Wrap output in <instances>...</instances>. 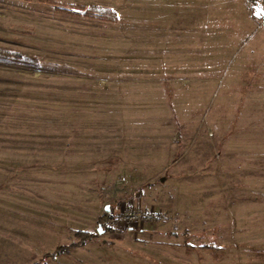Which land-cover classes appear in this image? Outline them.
Instances as JSON below:
<instances>
[{
  "label": "rangeland",
  "instance_id": "rangeland-1",
  "mask_svg": "<svg viewBox=\"0 0 264 264\" xmlns=\"http://www.w3.org/2000/svg\"><path fill=\"white\" fill-rule=\"evenodd\" d=\"M49 1L118 17L0 0V264H264V0Z\"/></svg>",
  "mask_w": 264,
  "mask_h": 264
},
{
  "label": "trees",
  "instance_id": "trees-1",
  "mask_svg": "<svg viewBox=\"0 0 264 264\" xmlns=\"http://www.w3.org/2000/svg\"><path fill=\"white\" fill-rule=\"evenodd\" d=\"M46 3L52 4L55 8H57L60 11L64 12H73V13H80L82 15H85L86 17L96 18L100 20H107V21H116L117 20V13L114 10L107 9V8H100L98 6H90V7H84L79 5H73V4H63L58 3L54 1L45 0ZM0 62H6V63H15L18 65H25V66H38V58L37 57H30L27 54L14 51L8 48H2L0 47ZM77 237L82 239V241L86 240L87 238L91 237L92 235L89 233L84 232H77ZM81 241V243H82ZM75 245V244H71ZM70 245L66 246H60L57 248L55 252H53L50 255H46L45 257H53L56 258L58 255H60L63 251H65ZM42 258L38 263L34 264H45L46 259Z\"/></svg>",
  "mask_w": 264,
  "mask_h": 264
},
{
  "label": "built area",
  "instance_id": "built-area-1",
  "mask_svg": "<svg viewBox=\"0 0 264 264\" xmlns=\"http://www.w3.org/2000/svg\"><path fill=\"white\" fill-rule=\"evenodd\" d=\"M127 217L128 218H132V217H135V215H133L132 212H131L129 215H127Z\"/></svg>",
  "mask_w": 264,
  "mask_h": 264
},
{
  "label": "water",
  "instance_id": "water-1",
  "mask_svg": "<svg viewBox=\"0 0 264 264\" xmlns=\"http://www.w3.org/2000/svg\"><path fill=\"white\" fill-rule=\"evenodd\" d=\"M106 210H109V206L106 207ZM99 232L102 233L101 228L99 229Z\"/></svg>",
  "mask_w": 264,
  "mask_h": 264
}]
</instances>
